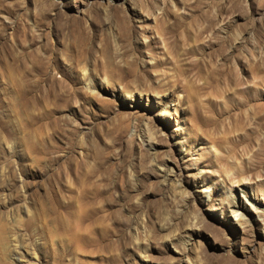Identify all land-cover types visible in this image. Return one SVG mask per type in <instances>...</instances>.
I'll return each instance as SVG.
<instances>
[{
	"label": "rangeland",
	"instance_id": "1",
	"mask_svg": "<svg viewBox=\"0 0 264 264\" xmlns=\"http://www.w3.org/2000/svg\"><path fill=\"white\" fill-rule=\"evenodd\" d=\"M0 264H264V0H0Z\"/></svg>",
	"mask_w": 264,
	"mask_h": 264
},
{
	"label": "bare ground",
	"instance_id": "2",
	"mask_svg": "<svg viewBox=\"0 0 264 264\" xmlns=\"http://www.w3.org/2000/svg\"><path fill=\"white\" fill-rule=\"evenodd\" d=\"M89 84V83H88ZM90 85H88V88H90L89 87ZM128 99L129 100H131L132 102L134 101V99H133V96L131 95V93H128ZM151 146V145H150ZM243 194V193H242ZM251 204V206H253V207H255V209L257 210V209H259L255 204H254V202L253 201H250V199H249V197H248V195H243V198H242V202H233L232 204H233V209H232V211H231V214H233L234 216H236V217H239V218H242V213H241V210H243V209H246L247 210V204Z\"/></svg>",
	"mask_w": 264,
	"mask_h": 264
}]
</instances>
